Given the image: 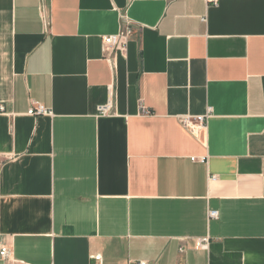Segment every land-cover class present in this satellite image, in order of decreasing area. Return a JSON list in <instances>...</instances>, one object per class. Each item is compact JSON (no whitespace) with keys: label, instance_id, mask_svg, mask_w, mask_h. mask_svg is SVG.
<instances>
[{"label":"crops","instance_id":"1","mask_svg":"<svg viewBox=\"0 0 264 264\" xmlns=\"http://www.w3.org/2000/svg\"><path fill=\"white\" fill-rule=\"evenodd\" d=\"M3 248L25 264H264V0H0Z\"/></svg>","mask_w":264,"mask_h":264},{"label":"built area","instance_id":"2","mask_svg":"<svg viewBox=\"0 0 264 264\" xmlns=\"http://www.w3.org/2000/svg\"><path fill=\"white\" fill-rule=\"evenodd\" d=\"M132 32V29L130 26L125 27V32L118 35H111L106 36L103 39V50L106 53V55L113 53L115 51L119 52H125L128 47V35H130ZM113 113V104L111 101H109L106 104L100 105L98 107V115L102 117L110 116ZM210 113V112H209ZM30 116H38L42 114L49 115L50 112L45 110L42 106H36L34 108H31V110L28 112ZM146 114H149L148 111H146ZM209 117V114L201 115V116H194L190 117L187 116L183 119L182 123L184 126L190 130L192 133L199 132L200 130H203L206 128L207 125V119ZM194 161H200L202 163L206 162L204 158L201 160H197L196 158H193ZM219 216L217 211H210L209 212V218L210 219H217ZM209 240L208 238H202L199 239L196 242V248L197 249H204L208 246ZM0 256L6 260L9 261L10 264H25L23 262H16L11 260V251L8 248H3L0 252ZM140 264H146L145 262H141Z\"/></svg>","mask_w":264,"mask_h":264}]
</instances>
